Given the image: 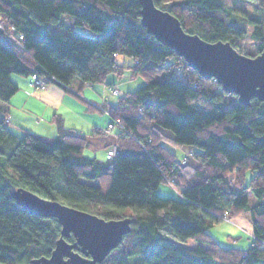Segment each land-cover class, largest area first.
Listing matches in <instances>:
<instances>
[{
  "label": "trees",
  "instance_id": "1",
  "mask_svg": "<svg viewBox=\"0 0 264 264\" xmlns=\"http://www.w3.org/2000/svg\"><path fill=\"white\" fill-rule=\"evenodd\" d=\"M237 1L155 3L187 31L255 56L264 51V0H246L257 5L250 12ZM140 10V0H0V102L18 90L12 74L35 73L85 102L82 88L110 74L129 69L146 81L118 93L116 104L87 102L116 125L117 151L106 160L84 155L87 138L66 131L61 118L58 135L46 140L13 133L0 113V262L50 256L61 236L55 217L16 202L12 191L24 187L105 219H131V231L99 264H264V101L242 104L203 78L147 31ZM62 21L65 30L51 29ZM248 36L254 52H244ZM119 54L133 63H119ZM170 143L194 146L197 164L179 159ZM162 182L183 199L159 196ZM243 213L252 224L250 247L223 246L209 233ZM171 233L198 245L179 244Z\"/></svg>",
  "mask_w": 264,
  "mask_h": 264
},
{
  "label": "water",
  "instance_id": "2",
  "mask_svg": "<svg viewBox=\"0 0 264 264\" xmlns=\"http://www.w3.org/2000/svg\"><path fill=\"white\" fill-rule=\"evenodd\" d=\"M140 4L147 31L175 50L203 78L215 79L223 91L236 94L242 104H250L254 98L264 101V51L249 56L228 41H208L187 31L175 14L155 0H140ZM12 196L31 213L55 217L61 225V236L50 256L36 257L28 264H99L131 231L130 218L105 219L24 187L14 189ZM70 236L75 241H68Z\"/></svg>",
  "mask_w": 264,
  "mask_h": 264
},
{
  "label": "crops",
  "instance_id": "3",
  "mask_svg": "<svg viewBox=\"0 0 264 264\" xmlns=\"http://www.w3.org/2000/svg\"><path fill=\"white\" fill-rule=\"evenodd\" d=\"M11 78L17 84L18 90L8 102H0V113L8 118L10 124L8 127L13 133L21 135V133L24 134L28 131L46 140H52L58 135L56 118H61L66 131L75 132L87 138L88 145L86 148L87 150L89 148V152L86 153V156L96 157L100 160L108 158L107 149L117 143V136L114 134L116 137L114 140L115 138L109 133L111 142H107L105 149L100 146L101 150H97L96 137H93L96 133L104 132L103 127L110 123L111 120L107 115L91 113L94 112L92 111L93 108L87 106L86 109L84 103L72 96L74 94L55 83H49L44 88H37L32 84L30 76L12 74ZM117 78L118 76H110L106 82L109 85L113 84L117 82ZM96 84H99L97 89L101 92L102 99L99 95L87 94L82 88V93L86 98L82 96L87 102L97 105L104 102L105 104L117 103V100L113 101L114 95L108 96L107 88H99L100 84L104 83L93 85ZM231 221L248 231L252 237V224L248 213L231 217ZM234 237L236 238V236ZM236 239H240V235Z\"/></svg>",
  "mask_w": 264,
  "mask_h": 264
},
{
  "label": "rangeland",
  "instance_id": "4",
  "mask_svg": "<svg viewBox=\"0 0 264 264\" xmlns=\"http://www.w3.org/2000/svg\"><path fill=\"white\" fill-rule=\"evenodd\" d=\"M171 1V0H168ZM236 6H239L242 9H245L247 11H252L257 5L248 1H244V0H238L236 2ZM52 30H65L67 28V25L62 21L60 24H52L50 25ZM244 46V52H254L255 51V45L253 40L251 39L250 36H248L243 44ZM117 61L119 63H125V64H132L133 63V59L131 57L119 54L116 57ZM110 76L113 77H117L114 74H110L108 77L110 78ZM146 83L145 79L142 78L141 76H136V77H132L131 76V71L129 69L125 70V73L119 78H117V82H115L113 85L114 87L111 89L109 86V84L106 82L104 84H100L99 88L104 87L106 89V91L108 92V96L109 95H114V99L113 101L117 100V97L119 94H124L127 91H134L137 90L138 88L142 87L144 84ZM99 84H96L95 86L93 85H87L83 88V91H86V93H93L96 95H99V97L102 99L101 97V92L97 89ZM118 89L119 94L114 93L115 91L114 88ZM129 89V90H128ZM122 90V91H120ZM122 92V93H121ZM83 95V93H82ZM73 97H75L76 99H78V101H80L81 103H84L86 109L88 104L86 102H84L83 100L77 98L76 96L72 95ZM84 98H86L85 95H83ZM94 112L91 113H96L98 115H107L110 120L111 117L106 113V112H101L100 110H92ZM7 126L10 127L9 122H6ZM108 124L103 127L104 132H100V133H96L94 134V138L96 137V144L97 146V150H101V147H103V149H105V145L108 144L109 142H111L109 140V133H111L110 135H112V137H115V131H106ZM167 133H171L169 130H166ZM23 133H21L22 135ZM95 141V139H94ZM108 142V143H107ZM113 144V142H112ZM101 146V147H100ZM114 146H116L117 148V144L115 145H111L110 147H108L107 149V156H108V151L111 148H114ZM168 147L173 150L177 157L181 160H186L187 162H190L192 164H197V161L194 159L193 157V150H194V146L189 145V144H183L180 146H175L174 144H168ZM89 152V148L87 150V148H85L84 151V155H86V153ZM109 158V157H108ZM253 172L249 171L247 173V181L250 180V178L253 176ZM157 194L163 198H172V199H183L182 195L179 193V191L173 186L171 185L169 182H162L158 188H157ZM244 214V213H243ZM209 233L219 242L221 243L223 246H238L240 248H248L252 245V237L251 235L248 233V231L238 227L236 225V222L231 221V217H226L224 218V220H222L221 222L215 224L214 226H212L209 229ZM172 234V233H171ZM240 235V239H236L237 237H239ZM236 236V238L234 237ZM172 237L174 238V240L179 243V244H183L185 246L188 247H195L198 245V242L192 238L186 239V240H182L179 237H176L172 234Z\"/></svg>",
  "mask_w": 264,
  "mask_h": 264
},
{
  "label": "built area",
  "instance_id": "5",
  "mask_svg": "<svg viewBox=\"0 0 264 264\" xmlns=\"http://www.w3.org/2000/svg\"><path fill=\"white\" fill-rule=\"evenodd\" d=\"M31 79H32V84L34 86H36L37 88H44V87H46L49 84V82L46 79H44L43 77H41V76H39V75H37L35 73L31 75ZM109 87L112 89L114 87V85L112 84ZM113 91H115L114 93H117V94L119 93L118 92V89L116 87L114 88ZM115 128H116V125L109 124L107 126V128H106V131H113L114 132L115 131ZM116 151H117L116 146H114V148H111L108 151V157L109 158L114 157V155L116 154Z\"/></svg>",
  "mask_w": 264,
  "mask_h": 264
}]
</instances>
